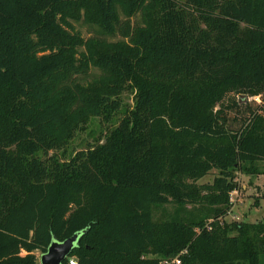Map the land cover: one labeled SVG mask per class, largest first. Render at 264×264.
<instances>
[{
	"label": "trees",
	"instance_id": "16d2710c",
	"mask_svg": "<svg viewBox=\"0 0 264 264\" xmlns=\"http://www.w3.org/2000/svg\"><path fill=\"white\" fill-rule=\"evenodd\" d=\"M263 161L264 0H0V264L75 233L62 264H260L264 222L224 218Z\"/></svg>",
	"mask_w": 264,
	"mask_h": 264
},
{
	"label": "rangeland",
	"instance_id": "374dc122",
	"mask_svg": "<svg viewBox=\"0 0 264 264\" xmlns=\"http://www.w3.org/2000/svg\"><path fill=\"white\" fill-rule=\"evenodd\" d=\"M133 21H138L139 16L132 17ZM76 30H79L84 37L90 34L91 28L83 23L72 21ZM110 39H117L118 36L109 37ZM92 75L98 74L97 68H91ZM91 77H89L90 79ZM122 107L120 111L113 117L110 122H104L99 117H91L85 129L79 130L74 137L69 140L67 145L61 149L49 150L46 154L38 153V156L44 158L49 155H55L61 160H67L71 155H74L78 150H84L88 146L93 145L100 140L105 133L115 126L119 118L123 115L126 109L133 107L134 93L130 90L124 91L121 95ZM244 103L255 107L256 101L243 100L241 102L242 110H245ZM245 112V111H244ZM234 115L233 111L230 116ZM241 115V114H240ZM260 167L264 170V161L260 162ZM215 174L212 170L207 175L202 177L198 182H210ZM238 187L231 192L230 198L232 207L229 214L224 218L225 221H246V222H264V173L258 175L237 174ZM243 186L246 188L243 189ZM240 198V199H239ZM257 200V203L255 201ZM174 207L170 204L160 205L154 208V218L163 219L166 215L171 214ZM39 251H36V256L39 260ZM260 264H264V255L260 256Z\"/></svg>",
	"mask_w": 264,
	"mask_h": 264
},
{
	"label": "water",
	"instance_id": "95a60500",
	"mask_svg": "<svg viewBox=\"0 0 264 264\" xmlns=\"http://www.w3.org/2000/svg\"><path fill=\"white\" fill-rule=\"evenodd\" d=\"M78 234L64 239L63 241L53 240L47 247L46 251L40 253V264H62V261L67 258L70 250L78 241Z\"/></svg>",
	"mask_w": 264,
	"mask_h": 264
},
{
	"label": "built area",
	"instance_id": "2783aa9c",
	"mask_svg": "<svg viewBox=\"0 0 264 264\" xmlns=\"http://www.w3.org/2000/svg\"><path fill=\"white\" fill-rule=\"evenodd\" d=\"M256 98L258 99V97H256ZM230 195H231V193H230ZM230 200H231V198H230ZM184 252H185V250L181 251L179 254H177L175 256L162 258L159 263L160 264H182V259H181L180 255L183 254ZM68 262L70 264H77L75 258H73V257L70 258L68 260Z\"/></svg>",
	"mask_w": 264,
	"mask_h": 264
},
{
	"label": "crops",
	"instance_id": "0c3cea01",
	"mask_svg": "<svg viewBox=\"0 0 264 264\" xmlns=\"http://www.w3.org/2000/svg\"><path fill=\"white\" fill-rule=\"evenodd\" d=\"M246 188L245 186H243V189ZM240 199V198H239ZM34 253L36 254V251H34Z\"/></svg>",
	"mask_w": 264,
	"mask_h": 264
}]
</instances>
